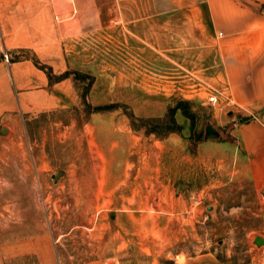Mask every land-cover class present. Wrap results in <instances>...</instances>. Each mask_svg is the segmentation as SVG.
<instances>
[{
  "label": "rangeland",
  "instance_id": "obj_1",
  "mask_svg": "<svg viewBox=\"0 0 264 264\" xmlns=\"http://www.w3.org/2000/svg\"><path fill=\"white\" fill-rule=\"evenodd\" d=\"M196 1L191 27L182 15L181 35L144 58L110 26L56 45L69 101L17 114L13 131L0 119V246L32 240L55 264H264V190L226 140L244 114L203 97L219 65Z\"/></svg>",
  "mask_w": 264,
  "mask_h": 264
},
{
  "label": "crops",
  "instance_id": "obj_2",
  "mask_svg": "<svg viewBox=\"0 0 264 264\" xmlns=\"http://www.w3.org/2000/svg\"><path fill=\"white\" fill-rule=\"evenodd\" d=\"M201 1L206 27L215 37L214 50L219 65L215 74L208 76L213 82L205 88H216L228 98L225 113L229 120L235 119L233 110L247 116L228 123L236 134L231 133L230 125L225 131L228 134L230 131L232 139L226 140L234 146L232 154L237 156L243 178L255 192H261L264 190V0ZM182 15L186 17V25L191 27L192 15L201 16L197 1L0 0V53L7 55L13 48H30L35 58L48 65L52 73L59 74L65 71L62 59L65 48L60 50L56 46L61 39L88 36L110 26L116 36L126 29L132 39H125L130 44L127 47L134 49L132 54L144 58L148 56L150 45L164 49L166 43L181 35L178 23ZM21 28H26L30 35ZM169 28L173 33L167 32ZM116 41L119 42L118 38ZM115 50L118 60L119 53L123 52ZM67 77L49 81L30 57L11 59L7 55L5 60L2 55L1 121L8 117L6 125L13 131L17 114L67 103ZM211 144L218 145L213 138ZM262 198L264 200V195ZM261 208L264 210V204ZM25 253L35 255V264H55L50 250L38 248L32 240L0 246V264H4L7 257ZM191 263L192 260L185 259L181 263L175 260L173 264Z\"/></svg>",
  "mask_w": 264,
  "mask_h": 264
},
{
  "label": "built area",
  "instance_id": "obj_3",
  "mask_svg": "<svg viewBox=\"0 0 264 264\" xmlns=\"http://www.w3.org/2000/svg\"><path fill=\"white\" fill-rule=\"evenodd\" d=\"M218 34H220V32H218ZM3 58L6 60L7 59V55L5 52H3ZM204 98L206 99L207 102H209L212 105H217L219 107H222L223 105L226 104V102H228V98L223 97L222 93L213 87H207L204 89Z\"/></svg>",
  "mask_w": 264,
  "mask_h": 264
},
{
  "label": "trees",
  "instance_id": "obj_4",
  "mask_svg": "<svg viewBox=\"0 0 264 264\" xmlns=\"http://www.w3.org/2000/svg\"><path fill=\"white\" fill-rule=\"evenodd\" d=\"M0 57H2V53H0ZM30 58L32 59V61L39 68H41L45 72V74H46L47 78L49 79V81L57 80L59 78H62V77H65V76L69 75V72L68 71H63V72H61L59 74H54V73L51 72V69H50V67L48 65H46L44 63H41V62H38L32 55L30 56ZM11 59H13V57H11ZM73 75H75V74L73 73ZM100 107H106V106H104V105H102V106L95 105V108H100ZM243 118H247V116L240 117V119H243ZM157 124H160V123H158V122L157 123H153L154 126H156ZM162 124H167V121H164L163 120V123Z\"/></svg>",
  "mask_w": 264,
  "mask_h": 264
},
{
  "label": "water",
  "instance_id": "obj_5",
  "mask_svg": "<svg viewBox=\"0 0 264 264\" xmlns=\"http://www.w3.org/2000/svg\"><path fill=\"white\" fill-rule=\"evenodd\" d=\"M6 130V127L5 126H1V128H0V132L2 133V132H4ZM177 186H180V188L181 187H188L186 184H184V183H178V184H176L175 185V187L177 188ZM263 241H262V239H260V238H256V243H262Z\"/></svg>",
  "mask_w": 264,
  "mask_h": 264
}]
</instances>
